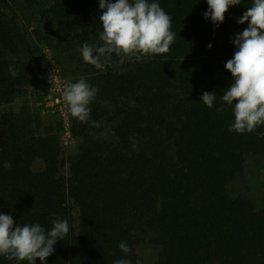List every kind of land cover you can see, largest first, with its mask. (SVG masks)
Returning a JSON list of instances; mask_svg holds the SVG:
<instances>
[{
  "label": "trees",
  "instance_id": "1",
  "mask_svg": "<svg viewBox=\"0 0 264 264\" xmlns=\"http://www.w3.org/2000/svg\"><path fill=\"white\" fill-rule=\"evenodd\" d=\"M149 2L172 17L170 51L123 64L113 55L101 71L80 54L98 44L99 0H0V214L46 231L68 221L43 264H144L146 243L159 249L152 264H264V206L227 193L246 156H264V125L229 132L234 114L221 101L233 82L224 65L248 24L237 21L254 0L229 6L219 25L203 16L206 0ZM42 46L69 83L98 89L88 122L68 113L70 152L59 123L14 107ZM203 92L217 95L213 108ZM0 264L17 262L0 256Z\"/></svg>",
  "mask_w": 264,
  "mask_h": 264
},
{
  "label": "clouds",
  "instance_id": "2",
  "mask_svg": "<svg viewBox=\"0 0 264 264\" xmlns=\"http://www.w3.org/2000/svg\"><path fill=\"white\" fill-rule=\"evenodd\" d=\"M207 11L203 16L214 25L224 21L229 6L239 5L241 0H206ZM103 14L99 17L102 31L96 46L84 43L80 49L82 59L87 64L103 71L111 66L113 55L119 63L126 60L140 61L154 54H166L175 42L176 33L170 31L172 17L156 2L149 0H99ZM248 22L247 27L235 36L236 51L224 67L232 75L233 82L223 91L221 101L231 106L234 122L229 132L252 133L264 125V0H254L237 21ZM207 47L211 48L209 44ZM98 89L83 78L68 83L63 98L72 117L79 122H88L91 115L89 105L95 100ZM217 95L203 92V104L211 109ZM235 101V103H234ZM224 107L217 111H223ZM97 124L98 122H93ZM264 137V132L259 133ZM136 141L133 140V144ZM69 232L67 220L56 219L47 230L40 224L19 225L11 215L0 214V256L15 260L17 264H36V259L45 262L55 249L57 241H62ZM118 248L124 254L131 249L125 242ZM114 264H131L128 259H117Z\"/></svg>",
  "mask_w": 264,
  "mask_h": 264
},
{
  "label": "rangeland",
  "instance_id": "3",
  "mask_svg": "<svg viewBox=\"0 0 264 264\" xmlns=\"http://www.w3.org/2000/svg\"><path fill=\"white\" fill-rule=\"evenodd\" d=\"M40 58L35 65L36 78L28 87L27 94L14 103V107L29 106L60 125V140L66 152L73 150L74 140L69 133V107L63 98V92L69 79L60 69V65L51 51L42 46ZM230 198H242L251 202L255 209L264 206V156L248 154L244 168L227 187ZM139 254L144 264L155 262L159 249L152 244H142Z\"/></svg>",
  "mask_w": 264,
  "mask_h": 264
}]
</instances>
